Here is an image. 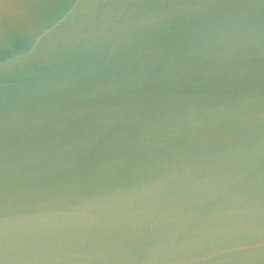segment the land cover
<instances>
[{
  "label": "water",
  "instance_id": "1",
  "mask_svg": "<svg viewBox=\"0 0 264 264\" xmlns=\"http://www.w3.org/2000/svg\"><path fill=\"white\" fill-rule=\"evenodd\" d=\"M0 264H264V0H0Z\"/></svg>",
  "mask_w": 264,
  "mask_h": 264
}]
</instances>
